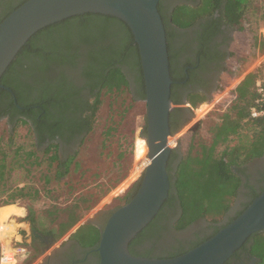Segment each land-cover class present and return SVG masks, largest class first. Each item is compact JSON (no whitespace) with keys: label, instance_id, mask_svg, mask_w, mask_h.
I'll list each match as a JSON object with an SVG mask.
<instances>
[{"label":"flooded vegetation","instance_id":"1","mask_svg":"<svg viewBox=\"0 0 264 264\" xmlns=\"http://www.w3.org/2000/svg\"><path fill=\"white\" fill-rule=\"evenodd\" d=\"M20 1L0 0V16ZM224 3L225 0L213 15L203 13L188 27H179L170 22L174 10L180 6L198 10L202 0H160L159 2L162 14L170 25L172 69L178 78L174 92L182 101L196 94L210 97L218 89L220 75L225 72L230 56L229 47L236 27L228 23L220 14ZM61 35L52 43L62 49L66 56L54 59L56 62L38 66L29 65L28 60L22 59L8 81L14 82L20 95L28 100L43 97V102L48 107L47 117L50 119V122L42 126L46 136L42 145L43 152L48 150L51 143H57L58 155L61 162L66 165L78 154L90 132L84 129V118L86 114L91 113L89 106L94 103L99 92L97 88L92 89L91 83L97 80L100 64H114L120 68L128 81V85H124V88L129 90L132 98L135 100L145 98L141 80L142 67L138 64L135 47L127 49L126 46L117 45L110 49L112 43H117L116 38L92 31L70 30ZM1 87L9 91L6 89L9 87ZM14 96L13 93V100ZM189 106L191 107L190 104L181 105L184 108V115L178 116L182 118L188 116ZM17 108L23 109L18 105ZM11 116H14V123L22 118L29 121L35 135L34 143L39 145V135L35 132L32 121L27 118L28 116L20 115L15 111L11 107L9 96L0 92V121L9 124ZM51 127L59 132L53 140L47 137ZM178 161V157L170 156L171 173L175 172ZM240 169H242L239 173L242 180L236 193L235 203L221 221L207 224L199 218L186 227L178 229L183 210L179 200L169 196L168 203H164L152 225L144 228L143 234L138 239L132 240L130 246L132 254L151 258L180 255L211 236L216 227L229 222L264 187V155L247 162ZM129 191L131 194V189ZM171 194L176 195V190L172 188ZM111 212L100 213L91 223L101 230ZM32 239L41 247L42 252L49 253L42 264H100L98 243L83 247L78 239L72 237L57 243L52 236L42 232L38 234L33 232ZM253 257L255 256L251 254L248 244L246 248H240L234 253L229 259V264H252Z\"/></svg>","mask_w":264,"mask_h":264},{"label":"trees","instance_id":"2","mask_svg":"<svg viewBox=\"0 0 264 264\" xmlns=\"http://www.w3.org/2000/svg\"><path fill=\"white\" fill-rule=\"evenodd\" d=\"M26 1L27 0H21L17 5L9 8V10L5 12L4 15L0 16V23L12 11L21 6ZM223 2L224 0H202L203 7L201 10H193L187 6H180L174 10L172 16L170 17V22L179 27H188L197 17L203 13L213 15V12L220 8ZM251 3L252 0H225L224 8L220 10V14L226 18L228 23L238 26L252 5ZM158 7L166 28L168 51L171 63V76L174 82L172 85L171 99L175 107L170 113L171 135L174 136L191 121V116L189 115V111L191 110L190 107H188V116L183 118L178 116L179 114L184 115V108L181 107V105L190 104L191 108H197L201 103L209 100V97L196 94L189 96L187 100L182 101L175 96V82L178 78L174 75L172 69L169 32L170 25L168 20H166L165 16L162 14L160 5ZM70 30H85L95 32L96 34L114 36L117 43H112L110 45V49L117 45H121V47L126 46L127 49L130 47H135L138 56V64L141 66L139 49L134 40L131 29L124 21L116 17L103 14L87 13L65 19L61 22L45 27L37 32L20 50L17 57L0 79L1 86L9 87L12 92L5 90L1 86L0 92H3V94H7L9 96L11 107L15 111L20 113V115L28 116L27 118L32 121L35 126V132H37L39 135L38 141L39 145L41 146L45 142L46 138L42 131V126L47 122H50V119L47 117V105L43 102V97L36 98L34 100H28L22 97L17 89V85L14 82H10L8 80L9 77L16 72V65L22 59L28 60L29 65L33 64L34 66H38L41 64L46 65L50 62H56L54 59H61L66 56L64 51L58 48L57 45L52 42L55 41L57 36L60 37L62 36V33L65 31L70 32ZM37 42H41L42 44H38ZM141 72L143 96L145 98V85L142 69ZM252 79L253 75L249 74L240 84V98H243L247 94L248 87ZM91 85L93 87L92 89L97 88L99 89V92L96 94L97 96L94 103L89 106L91 113L86 114V117L84 118V129L86 131H91L93 129L94 118L102 102L101 95L103 93H123L126 90L124 85L127 86L128 81L123 72L120 70V68L116 67V65L103 63L98 66L97 80L92 82ZM13 93L16 97L17 104L13 100ZM257 96L258 95L256 93H253L251 101L245 108L236 112L235 115L230 113L226 114L221 122L213 124L209 129L211 134L209 141H201L198 142V144H195L192 139L188 144V148L185 151H182V154L178 152L180 145L173 149L171 158H179L181 155V159L174 173H171L172 168L168 163L171 189L173 188L176 190V195H170L169 193V196L175 200L178 199L183 210L182 217L178 224V229L186 227L196 219L207 216L211 218L212 223H218L221 221L220 216H224V214L231 207L230 199L236 195L242 180L240 174L234 172L232 167L236 166L240 171H242L240 168L243 167L247 162L264 155V118L251 119L249 117L250 107L254 104ZM52 103H54V101H52ZM206 103H208V101ZM17 105L23 107V109L21 110L17 108ZM125 111V108H123V111L122 109L118 111V115L120 117L119 120L124 117L123 113H125ZM13 123L14 116H11L9 124ZM49 130L50 132L48 133L47 137L50 140H53L59 132L52 127L49 128ZM111 130L112 128L103 132L105 135L104 140L111 136ZM146 134L147 122L145 120L142 136L145 138ZM193 135H195V133ZM14 137V132L9 131L7 135V147L12 146ZM45 152V154L49 155L46 158L48 161V171L44 174L45 187L47 192L51 193L54 189L50 187L52 182L56 180L58 184L65 176L69 174L70 162H68L66 165L61 162V159L58 155L57 143H51L48 150ZM36 154V150L26 152L24 156L25 162L32 166L41 165L42 159H39ZM31 157H33V159L29 160ZM6 158L7 153L5 147L0 148V177H3L5 174ZM54 163L56 164L54 165ZM78 165L79 163L76 161L75 168H77ZM118 166L120 167L119 162ZM142 177L143 175L131 188V194L129 191V194L127 193L125 195V203L130 201L138 191ZM119 181H121V178L118 177L116 178L115 183H118ZM263 189L264 187L261 189V191ZM33 190L34 191L29 192L23 187L12 190L6 200H0V206L13 204L17 199L35 198L40 192L38 189ZM70 190L71 191L68 193L69 195L72 194V189ZM109 190L110 189L103 191L101 196L103 197L106 195ZM4 191H6V189H0V198L5 193ZM260 192L256 193L252 197L251 201L246 204L242 210L238 211L237 215L231 218L229 222L240 215L244 209L260 194ZM68 194V197L66 198L67 205L65 208L60 210L57 209L55 211H47V216L50 221L49 224H45L42 219L38 220L35 217L33 211L29 208L25 220L30 221V223L36 227L38 232L50 235L55 240H59L69 231H71L81 220H83L85 215L94 208L97 203L96 201L98 200L93 199V194L89 192L79 193L78 195H74L71 199ZM168 200L169 198L165 201V203H168ZM12 209L14 208H7L9 211ZM61 210L65 214L64 218L61 219L60 222L55 225V227L52 225V223L58 219ZM111 213H109V216ZM159 213L145 228H148L152 225ZM226 224L216 227L211 236H213ZM87 225L91 226V230L93 229V231H98L97 227L91 222H85L79 225L77 229L70 234V237L78 239L79 243L83 247L96 245L99 241L98 238L93 236L92 231H87L85 236H81L83 228ZM144 230L145 229H143L134 240L138 239L143 234ZM209 237L205 238L204 240L208 239ZM204 240L198 242L195 246ZM132 242L130 243V246ZM248 244L250 246L251 254L257 258V261L254 264H264V232L257 233L252 236L241 248H246ZM229 262L230 261L228 260L225 264H229Z\"/></svg>","mask_w":264,"mask_h":264},{"label":"rangeland","instance_id":"3","mask_svg":"<svg viewBox=\"0 0 264 264\" xmlns=\"http://www.w3.org/2000/svg\"><path fill=\"white\" fill-rule=\"evenodd\" d=\"M251 4L241 23L234 28L235 33L229 47L230 56L225 72L220 75L218 89L207 100L211 103L210 105H213L212 108L204 116L201 114L197 116L196 108L189 106L191 121L179 133L170 137V146L174 148L180 145L178 152L181 154L188 148L192 139L195 144L209 141L210 127L221 122L226 114L235 115L237 111L245 108L251 101L252 94H257L256 82L264 87V0H252ZM201 5L198 10L202 9L203 3ZM249 74L253 75V79L249 84L248 92L243 98L237 99L235 87ZM101 100L94 118L93 129L86 136L78 154L70 161L69 174L58 184L56 180L52 182L50 187L54 189L51 193L47 192L44 179V174L48 171L46 158L49 155L43 152L44 146L35 145V135L29 122L23 118L13 124L0 121V148L5 147L7 153L5 174L0 177V189H6V191L0 200H6L12 190L20 187L29 192L38 189L40 193L37 197L17 199L13 205L24 207L27 214L28 208L31 209L38 220L42 219L45 224H49L47 211L65 208L70 189H72V194H68L70 199L74 195L85 192L92 193L93 199H98L94 208L85 215L83 220L62 238L56 240L57 243L68 239L82 223L94 221L100 213L113 211L125 204V195L141 178L149 162L147 144L142 136L146 120L145 100L133 99L128 89L123 93H103ZM123 108L126 111L123 113L124 117L119 120L118 111L120 109L123 111ZM203 109L205 110L206 107L203 106ZM110 128H112L111 136L104 140L103 132ZM9 131L15 134L11 147L6 146ZM32 150H36V155L42 159L41 165L32 166L25 162V153ZM32 159L33 157L29 160ZM76 161L79 163L77 168H75ZM232 168L237 174L240 173L238 167ZM118 177L121 181L115 183ZM108 189L110 190L102 197L101 193ZM235 199L236 195L231 197V206L234 205ZM7 211H9L7 208L1 209L0 216ZM64 215L61 210L58 219L52 225H57ZM222 218L223 216H220V219ZM202 219L207 224L212 223L208 216ZM27 231L29 255L32 253L31 256L33 255L36 259L41 253H48V251L42 252L41 247L34 243L31 227H28ZM87 231H92L95 238H100V229L93 231L91 226L87 225L83 228L81 236H85Z\"/></svg>","mask_w":264,"mask_h":264},{"label":"water","instance_id":"4","mask_svg":"<svg viewBox=\"0 0 264 264\" xmlns=\"http://www.w3.org/2000/svg\"><path fill=\"white\" fill-rule=\"evenodd\" d=\"M159 2L27 0L0 23V79L24 45L45 27L87 13L124 21L140 53L147 122V134L143 139L148 147L149 162L136 194L115 209L101 229L97 244L100 264H225L248 239L264 232V189L240 215L185 253L151 258L135 256L130 251V243L156 217L171 189L168 163L175 147L169 142L170 113L175 106L171 99L173 79L166 28ZM14 101L17 104L15 96ZM31 229L38 234L34 225ZM256 261L253 257L252 264Z\"/></svg>","mask_w":264,"mask_h":264},{"label":"built area","instance_id":"5","mask_svg":"<svg viewBox=\"0 0 264 264\" xmlns=\"http://www.w3.org/2000/svg\"><path fill=\"white\" fill-rule=\"evenodd\" d=\"M256 92L258 96L249 110L251 119L264 118V87L262 84L257 85ZM210 104L204 103L197 107L196 115L204 116L212 108L213 105ZM203 106L206 107L205 110ZM9 226L10 224L6 221L0 222V264H21L29 255L27 234L21 236L18 233L14 234Z\"/></svg>","mask_w":264,"mask_h":264},{"label":"crops","instance_id":"6","mask_svg":"<svg viewBox=\"0 0 264 264\" xmlns=\"http://www.w3.org/2000/svg\"><path fill=\"white\" fill-rule=\"evenodd\" d=\"M239 84H241V82H239ZM239 84L237 83V85L235 87L237 99L240 97V93H239V86L240 85ZM256 84L258 85L259 82H256ZM18 206H20V205H18ZM18 206H15L13 204L0 206V210L4 209V208H9V207L14 208L11 211H7L6 214H4V215L1 214L0 222L6 221L7 223H9L14 234L18 233L19 236H21V235H25L28 233V231H27L28 227H31L32 224L28 220H25V217L27 216V210L22 206H20V207H18ZM31 254L28 255V257L23 262H25L26 264H41L43 262V260L49 255V253H41V255L35 259L33 257V255L31 256Z\"/></svg>","mask_w":264,"mask_h":264},{"label":"bare ground","instance_id":"7","mask_svg":"<svg viewBox=\"0 0 264 264\" xmlns=\"http://www.w3.org/2000/svg\"><path fill=\"white\" fill-rule=\"evenodd\" d=\"M169 142H170V140H169ZM147 153H148V147H147Z\"/></svg>","mask_w":264,"mask_h":264}]
</instances>
